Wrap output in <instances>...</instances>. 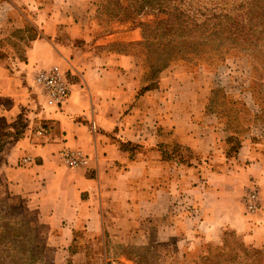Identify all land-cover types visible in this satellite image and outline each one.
<instances>
[{
    "label": "crops",
    "instance_id": "0c3cea01",
    "mask_svg": "<svg viewBox=\"0 0 264 264\" xmlns=\"http://www.w3.org/2000/svg\"><path fill=\"white\" fill-rule=\"evenodd\" d=\"M102 5L0 0V42L7 43L0 50V119L7 117L11 130L16 119L27 124L24 137L9 146L13 177L45 185L53 204L71 197L69 210L79 206L82 213L63 217L70 233L82 225L91 237L143 246L152 237L155 244L175 238L182 255L199 257L222 245L230 230L262 248L263 124L243 116L240 146L229 154L233 131L208 99L217 74L174 65L146 89L127 41L100 27ZM55 66L71 88L60 107L35 83L39 71ZM65 149L81 150L88 165L67 167ZM23 156L34 163L18 166ZM255 184L262 207L250 214L244 200Z\"/></svg>",
    "mask_w": 264,
    "mask_h": 264
},
{
    "label": "rangeland",
    "instance_id": "374dc122",
    "mask_svg": "<svg viewBox=\"0 0 264 264\" xmlns=\"http://www.w3.org/2000/svg\"><path fill=\"white\" fill-rule=\"evenodd\" d=\"M195 1L205 7H211L208 0ZM222 1L233 3L234 0H218V2ZM121 4L126 8L129 3L128 0H121ZM124 13L120 12L118 15L121 16ZM130 14H132L131 18L119 17V19L118 17L112 18V15H107L105 11L98 22L102 29L112 30L117 38L127 41L125 51L136 56L145 72L148 71L149 65L156 64L158 55L151 48L145 47L144 37L150 33L152 41L156 38L153 44H158L160 49H163L169 40L168 36L163 35V31L154 32L155 34L153 31L160 21L167 19V15L148 12L139 16L134 15L132 10ZM12 35L17 34L15 32ZM2 49L7 50V43L3 44ZM185 57L188 60L191 56L185 54ZM175 63L192 68L202 65L223 74L222 85L227 87L228 94L222 89L217 96V104L224 120H234L232 116L237 118L241 114L240 111H243V106L240 105L241 100L234 97L233 93L239 92L241 82L248 83L245 81L248 80L247 78L251 81L249 84L255 99H264V55L251 57L245 53H232L226 57L224 62L218 63V68H215V65L190 59L188 61L178 60ZM11 124L14 130L7 126V117H1L0 264H194L201 260L204 253L199 257L192 254L182 255L183 253L178 251L175 238L166 243L155 244L157 240L152 237L151 242L143 246L136 244L137 241L134 240L128 241L127 244L119 243L118 240L109 236L91 237L85 234L82 225H77L74 233H70L69 230L65 231L62 223L69 226V220H63V217L74 216L76 213H82V210H78L79 206L77 210H69V204L73 201L67 196L63 201L53 204L56 198L52 197L50 190L43 188L45 185L40 187V184L23 179L17 174L13 177L12 170H9L13 161L9 146L15 145L20 138L24 137L27 124L23 119L11 121ZM24 157L17 159L18 166H25L22 162ZM15 163L16 161H14V166ZM227 233L226 241L230 248L234 247L235 242L238 244L242 242L230 230H227ZM18 234L21 236L16 237ZM11 241L15 242L10 249L7 244ZM24 241L29 243L25 244ZM255 249H261L262 257L259 264H264V245L262 248ZM226 250L225 255L235 256V251L229 252L231 250L229 248ZM209 251L214 253L215 248L210 247ZM235 258L234 264H246L249 260L242 252H238Z\"/></svg>",
    "mask_w": 264,
    "mask_h": 264
},
{
    "label": "trees",
    "instance_id": "16d2710c",
    "mask_svg": "<svg viewBox=\"0 0 264 264\" xmlns=\"http://www.w3.org/2000/svg\"><path fill=\"white\" fill-rule=\"evenodd\" d=\"M208 1L211 5L209 8L195 0H128L129 4L124 8L121 0H103L100 16L106 11L107 15H112V18L127 19L132 16L131 10L134 15L139 16L148 12L167 15V19L160 21L153 31V33L163 31V35L168 36L169 40L163 49H160L158 44H153L156 38H153L152 41L150 33L144 37L145 47L151 48L158 55L156 64L149 65L148 71L143 74L148 82L146 87L148 89L157 85L159 76L165 69L174 65H181L175 63L178 60L201 61L218 68V63L224 62L226 57L232 53H245L251 57L264 55V0H234L233 3L226 1H222V3L218 0ZM120 12L125 13L120 16L118 15ZM29 35L30 37L35 36L33 32H30ZM1 46L2 43L0 42V50ZM185 54L191 57L187 60ZM184 67L191 72L204 69L217 74L218 80L210 91L208 99L211 110H216L221 115L218 111L217 96L222 89L228 94L227 87L222 85L223 74L220 71L214 72L202 65L196 68ZM156 78L157 80H155ZM247 79L245 81L248 83L241 82L239 92L233 93L234 97L241 100L240 105L243 106V111H240L241 114L237 118L232 116L234 120H225L228 130L233 131L230 141L235 142L229 150V154L236 152L240 146V139L236 135L241 132L240 124L243 116L251 117L258 125L263 124L264 126V123H261L264 122V99H255L250 88L251 81L249 78ZM227 234L226 230L222 245L212 246L215 248L214 253L208 249L201 260L194 264H234L238 252H242L248 257L249 260L246 264L260 263L261 249L247 246L243 241L240 244L235 242L233 244L235 248H230L226 241ZM20 236L21 234L16 235V237ZM13 242L15 241L7 244L10 249L14 245ZM24 243L29 242L24 241ZM228 248L231 249L229 252H236L235 256L232 254L225 255Z\"/></svg>",
    "mask_w": 264,
    "mask_h": 264
},
{
    "label": "built area",
    "instance_id": "2783aa9c",
    "mask_svg": "<svg viewBox=\"0 0 264 264\" xmlns=\"http://www.w3.org/2000/svg\"><path fill=\"white\" fill-rule=\"evenodd\" d=\"M35 83L43 90L48 103L51 105L63 106L71 95L68 79L59 67L55 66L49 70L39 71L35 76ZM41 132L42 130L39 131V133ZM61 157L65 165L71 169L86 166L89 161L88 156L81 150L65 149L62 151ZM22 162L25 165L34 163L33 158L30 156H25ZM244 204L247 213L250 214L261 209L262 200L256 184L247 193Z\"/></svg>",
    "mask_w": 264,
    "mask_h": 264
}]
</instances>
